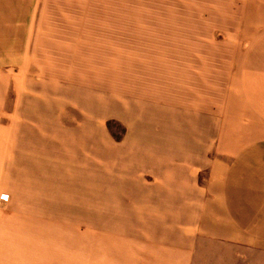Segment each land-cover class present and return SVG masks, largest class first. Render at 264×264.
Segmentation results:
<instances>
[{"label": "rangeland", "instance_id": "rangeland-1", "mask_svg": "<svg viewBox=\"0 0 264 264\" xmlns=\"http://www.w3.org/2000/svg\"><path fill=\"white\" fill-rule=\"evenodd\" d=\"M11 5L21 18L0 48V264H159L161 244L140 228L158 234L162 221L129 200L152 186L150 157L128 142H153L168 105L202 106L208 162L194 163L193 189L219 186L213 164L232 147L238 116L231 94L253 101L264 128V0ZM182 190H163L170 204L159 190L147 196L161 216L190 220L197 204ZM259 213L239 208L235 221ZM127 231L135 236L111 237ZM192 238L189 264H264L263 243Z\"/></svg>", "mask_w": 264, "mask_h": 264}, {"label": "crops", "instance_id": "crops-1", "mask_svg": "<svg viewBox=\"0 0 264 264\" xmlns=\"http://www.w3.org/2000/svg\"><path fill=\"white\" fill-rule=\"evenodd\" d=\"M12 2L13 0H0V48L9 46L12 37H18L15 22L20 16L16 14L17 7L11 5ZM38 77L40 78L39 74ZM231 95L230 101L236 106L238 115L230 129L232 147H225L227 151L224 149V154L215 158L212 180L217 181L219 186H209L205 190L207 194L193 189L194 163L208 162L205 160L206 155L202 153L203 147L209 142L207 135L201 133L202 106L199 110H193L176 109L173 105H168V118H164V123L161 124L158 117V127L155 125L154 130H160L153 132V142H128L138 149L139 154H147L150 157L147 161L152 165V186H142L137 195L129 200L135 202L136 211H152L156 214L153 220L162 221L158 234L150 233L145 225L140 228L142 235L149 238L150 245L161 244L158 249L153 250L158 251L153 256V263L189 264L193 249L192 236L195 233L226 243L264 244V142H260L264 140V128H256L255 119L251 118L255 107L253 101L243 96L244 93L239 90ZM18 104L16 103L17 109ZM63 118L66 120V116ZM247 128L253 133H248ZM143 147L146 149L143 150ZM181 187H184L182 193L186 196L185 204L191 201L197 204V215L190 217V220L175 217L174 214L172 217L170 214L161 216L162 210L154 205L157 199L147 196V191L159 190L161 193L157 197L163 199L165 204H170L175 200L168 198L167 192L163 190L177 191ZM242 188L245 194L240 198ZM205 194L210 198H203ZM233 196L236 197L232 198ZM239 208L260 213L258 216L254 215L251 224L240 223L235 221L234 214ZM188 209L191 210L192 207ZM143 220L137 216L138 222H145ZM137 233L139 242L142 237L139 231ZM132 236H135L133 231L111 235L113 239H128Z\"/></svg>", "mask_w": 264, "mask_h": 264}, {"label": "trees", "instance_id": "trees-1", "mask_svg": "<svg viewBox=\"0 0 264 264\" xmlns=\"http://www.w3.org/2000/svg\"><path fill=\"white\" fill-rule=\"evenodd\" d=\"M66 118H67V116H66Z\"/></svg>", "mask_w": 264, "mask_h": 264}]
</instances>
